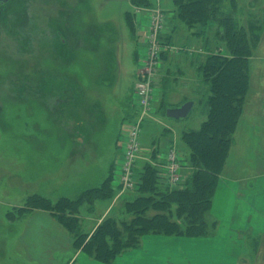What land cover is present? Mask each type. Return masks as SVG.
<instances>
[{
    "label": "rangeland",
    "instance_id": "obj_1",
    "mask_svg": "<svg viewBox=\"0 0 264 264\" xmlns=\"http://www.w3.org/2000/svg\"><path fill=\"white\" fill-rule=\"evenodd\" d=\"M149 1L166 13L160 35L165 51L163 64L152 76L153 109L142 125L140 155L149 159L151 147L157 150V146L169 144L167 152L171 146L185 161L190 154L183 131L198 129L208 115L204 63L210 52L226 53V42L216 39V23L188 27L176 15L173 0ZM226 2L227 10H235L243 23L251 16L264 21V0ZM136 7L132 0H10L0 6V263H51L25 257L21 237L30 207L50 208L59 202L70 205L85 189L100 186L113 165L117 175L121 172L118 142L132 110L137 109L132 88L147 52L143 18L137 19L133 32L129 27L133 16L126 17L127 13L134 15ZM199 38L204 40L202 45ZM259 45L251 56L256 58L253 64L264 61V46L260 50ZM257 74L259 86L264 87V80L259 79L264 73ZM255 77L251 71L252 88ZM189 99L196 103L187 117L165 115L167 106ZM256 104L253 116H247L248 106L244 105L237 123L241 127L234 133L228 161L233 174L264 175V106L257 109L260 104ZM114 184L118 185L117 195L119 178ZM104 192L91 195V201H84L78 214H73L82 232H90L97 222L86 219L84 224L82 214L98 218L111 207L106 216L116 217L117 223L131 219L119 209L139 192L126 190L117 199L116 195L105 197ZM65 196L72 200L64 202ZM55 212L61 215L58 209ZM159 212L161 208H151L146 215ZM243 238L244 247L239 246L248 250L246 262L264 264L263 256V260L256 257L258 239L249 233ZM85 239L81 236L78 242ZM65 255L58 254L55 263L65 264ZM137 263L130 258L118 262ZM145 264L163 262L152 257Z\"/></svg>",
    "mask_w": 264,
    "mask_h": 264
},
{
    "label": "trees",
    "instance_id": "obj_2",
    "mask_svg": "<svg viewBox=\"0 0 264 264\" xmlns=\"http://www.w3.org/2000/svg\"><path fill=\"white\" fill-rule=\"evenodd\" d=\"M132 1L139 6L151 5L149 0H142L143 4L139 0ZM226 1L228 0H173L176 15L188 27L198 24L213 26L216 23L215 37L225 41L227 48V54L210 50L204 63V74L208 83L205 100L208 115L198 129L183 131V139L190 154L186 159L188 168L185 179L177 186L170 185L162 175L161 167L156 164L159 162L158 150L154 148L151 158L157 160L156 163L149 160L135 166L140 176L137 189L139 193L134 199L127 200L122 207L123 212L132 216L131 219L117 223L116 217L107 216L91 235L82 232L80 223L73 214H78L79 206L85 200H90L91 195L94 197L99 191L104 192V188V193L107 194L105 197L113 196L111 175L100 187L87 188L74 200L63 197L64 202L72 200L70 205L62 206L59 202L52 203L50 208L36 206L51 210L74 234L76 249L82 248L89 255L111 263L118 255L139 247L146 234L202 236L216 228L217 221H210V208L248 97L251 81L250 59L264 34V21L261 18L251 16L245 24L235 10H227ZM131 16L133 19H130L128 25L134 32V15L126 14V17ZM205 31L204 29L203 32ZM205 44L208 46L209 40ZM133 89L134 86L132 91ZM169 107L170 105L165 108V115ZM160 186L164 189H160ZM45 201L50 204V201ZM174 204L175 209L172 207ZM156 207L161 208V212L152 216L146 215L149 209ZM57 209L61 215L56 214ZM172 213H176V218L173 219ZM81 236L86 239L78 242Z\"/></svg>",
    "mask_w": 264,
    "mask_h": 264
},
{
    "label": "crops",
    "instance_id": "obj_3",
    "mask_svg": "<svg viewBox=\"0 0 264 264\" xmlns=\"http://www.w3.org/2000/svg\"><path fill=\"white\" fill-rule=\"evenodd\" d=\"M147 7L148 6L137 5V11L134 13V22H136L137 19L141 20V18H143L146 33L148 32V28L150 25L149 9H152L154 6L151 4L149 8ZM201 36L203 37V35ZM201 36L196 37L198 38ZM199 40L202 45L204 40L201 41L200 38ZM263 46L264 37L261 40L258 49L261 50ZM252 60L256 62V58L253 59L252 57L250 59V72L252 71V74L256 76V81H254L255 83H252L254 84L255 88H252L250 81V89L245 103V107L248 106L247 116H253L255 114V112L252 110L254 103L260 104L259 106H257V109L264 106V101H262L264 96H261L264 95V87L259 86L260 82H258L257 79V73H259V71H262L264 73V61L258 60V63L253 64V62L251 63ZM260 76L261 78L259 79L264 80V77H262L264 75ZM258 98H260V100L256 101L258 100ZM193 101L195 104L196 101ZM181 104L170 107L180 106ZM240 124L237 126V129L238 127H241ZM125 136V132H121L120 140L118 142L119 147L121 148L119 158H121L122 160L124 157L123 141L126 138ZM166 145L163 144L157 146L158 161H162V158H164V156L166 155L169 144L167 146ZM165 146L167 147V149L165 148ZM232 146L228 159L219 176L210 208V214L217 221L216 229L213 232L202 236L166 235L159 233L146 234L143 236L141 245L139 247L131 248L128 250V252L126 251L127 253L124 252L118 255L115 259L116 262L114 264H118L120 259L125 260L128 258H130V260H132L133 262H139L137 264H145L146 261L150 260L152 257L160 262L162 261L163 264H248L246 262V260L249 259L248 250L247 248L246 250L241 249L242 247L239 246L243 245L244 247L245 241L243 237L246 236L247 233L258 239L259 245L256 249L258 251H256V257H258V260H263L264 175L254 173L248 174L245 172L233 174L229 172L228 161ZM154 148V146L151 147L150 154ZM142 158L143 160L145 159L144 161L151 160L153 163L157 162V160L154 161L151 158V155L149 159L148 157H146V155H142ZM143 160H138L137 164L140 166ZM184 160L185 161H182L183 166L181 169L183 180L186 177L188 168L187 161L185 158ZM114 166L115 165H113L111 173L105 178L107 179L110 175L112 176L111 185L113 188V196L116 195L115 189L116 186H118L114 184V179L119 178L120 180L121 175V172L118 175L115 173ZM102 183L100 184V186L102 185ZM100 186H93L89 188H98ZM119 188L121 190L116 195L115 199L119 198L122 193L126 191L122 189L121 185L119 186ZM86 190L87 189H85L84 191ZM85 201L88 202V200ZM123 205L121 206V208L123 207ZM121 208L119 209V211H123L121 210ZM111 212V207H109L106 211L102 212L98 218H93L91 216L85 218L83 214L82 217L81 215H79V217L84 219V224L87 222L86 219L97 220L90 232H84L91 235V233L95 231L102 220L107 217L106 215ZM25 223L26 225L24 233L21 237V243L24 246V253L27 260L35 262L39 261L43 263L50 261L51 263L49 264H56L55 261L59 259L58 254L65 253V256L67 258L65 264H100L98 262H101V264L106 263L89 255L82 248L75 249L73 234L57 219L56 215L51 210L45 208H30L28 210ZM71 250L74 251L72 254H70V252H72ZM200 253L204 254L200 256ZM67 254L70 255V257H67ZM245 256L247 257L245 258Z\"/></svg>",
    "mask_w": 264,
    "mask_h": 264
},
{
    "label": "built area",
    "instance_id": "obj_4",
    "mask_svg": "<svg viewBox=\"0 0 264 264\" xmlns=\"http://www.w3.org/2000/svg\"><path fill=\"white\" fill-rule=\"evenodd\" d=\"M139 11V10H138ZM166 13L156 7L149 9L150 25L146 33L147 52L143 66L139 69L134 85V97L136 114L126 126L124 145V157L121 165L120 185L124 190H135L140 185V176L135 170L136 160L142 151L141 132L142 125L153 109L152 76L163 64V48L160 35L164 30ZM183 162L176 149L169 147L168 152L162 158L161 167L171 184H178L182 178Z\"/></svg>",
    "mask_w": 264,
    "mask_h": 264
},
{
    "label": "water",
    "instance_id": "obj_5",
    "mask_svg": "<svg viewBox=\"0 0 264 264\" xmlns=\"http://www.w3.org/2000/svg\"><path fill=\"white\" fill-rule=\"evenodd\" d=\"M5 1H7V0H0V4L5 2ZM193 105H194V101L188 100L180 106L169 107L166 111V114L168 117H172V118H176V119L185 118L191 112Z\"/></svg>",
    "mask_w": 264,
    "mask_h": 264
},
{
    "label": "flooded vegetation",
    "instance_id": "obj_6",
    "mask_svg": "<svg viewBox=\"0 0 264 264\" xmlns=\"http://www.w3.org/2000/svg\"><path fill=\"white\" fill-rule=\"evenodd\" d=\"M9 1H10V0H7V1H5V2L1 3V4H0V6H1V5H3V4H6V3H8Z\"/></svg>",
    "mask_w": 264,
    "mask_h": 264
},
{
    "label": "bare ground",
    "instance_id": "obj_7",
    "mask_svg": "<svg viewBox=\"0 0 264 264\" xmlns=\"http://www.w3.org/2000/svg\"><path fill=\"white\" fill-rule=\"evenodd\" d=\"M190 114V113H189ZM0 264H4L3 262L2 263H0Z\"/></svg>",
    "mask_w": 264,
    "mask_h": 264
}]
</instances>
